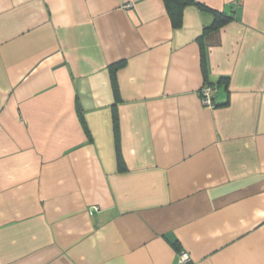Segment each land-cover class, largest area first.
Here are the masks:
<instances>
[{
  "label": "crops",
  "instance_id": "0c3cea01",
  "mask_svg": "<svg viewBox=\"0 0 264 264\" xmlns=\"http://www.w3.org/2000/svg\"><path fill=\"white\" fill-rule=\"evenodd\" d=\"M177 246L264 264V0H0V264Z\"/></svg>",
  "mask_w": 264,
  "mask_h": 264
},
{
  "label": "trees",
  "instance_id": "16d2710c",
  "mask_svg": "<svg viewBox=\"0 0 264 264\" xmlns=\"http://www.w3.org/2000/svg\"><path fill=\"white\" fill-rule=\"evenodd\" d=\"M166 7L170 13V16L172 18L173 21V25L175 27H179L182 24V16H183V9L184 7L192 2H195V0H164ZM198 4L203 8V9H208L205 5L201 4L198 2ZM211 9V8H210ZM214 13V21L213 23L205 28V31H210V30H214V29H218L221 26H223L224 24H226L228 21H230V19L232 18V16L228 15L226 12H221L218 10H212ZM205 60V58H204ZM111 72H112V77H113V85H114V89H115V93L116 95H118V84H117V68H111ZM216 96V95H215ZM213 102H214V106H216L215 104V97L213 98ZM79 112L81 113V110L79 109ZM116 116V115H115ZM81 121L84 124V127L86 129V131L88 132V128L85 124V120L83 118V115L81 113L80 115ZM115 125L116 128L118 129V119L117 116L115 117ZM118 158L119 161L122 162V155L120 152V148L118 150ZM179 251H181L182 249L179 248V246H177Z\"/></svg>",
  "mask_w": 264,
  "mask_h": 264
},
{
  "label": "built area",
  "instance_id": "2783aa9c",
  "mask_svg": "<svg viewBox=\"0 0 264 264\" xmlns=\"http://www.w3.org/2000/svg\"><path fill=\"white\" fill-rule=\"evenodd\" d=\"M216 92H217L216 87L205 86L202 91L203 99L205 103H207L208 105L214 106L213 98L215 97ZM190 261H191L190 254L185 250H181L179 252V264H189Z\"/></svg>",
  "mask_w": 264,
  "mask_h": 264
}]
</instances>
